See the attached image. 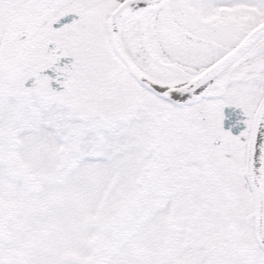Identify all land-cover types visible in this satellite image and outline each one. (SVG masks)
Returning a JSON list of instances; mask_svg holds the SVG:
<instances>
[{
    "label": "snow or ice",
    "instance_id": "snow-or-ice-1",
    "mask_svg": "<svg viewBox=\"0 0 264 264\" xmlns=\"http://www.w3.org/2000/svg\"><path fill=\"white\" fill-rule=\"evenodd\" d=\"M0 264H264V0H0Z\"/></svg>",
    "mask_w": 264,
    "mask_h": 264
}]
</instances>
